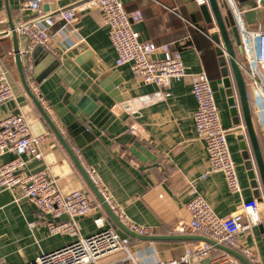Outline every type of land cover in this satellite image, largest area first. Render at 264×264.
I'll return each mask as SVG.
<instances>
[{
    "label": "crops",
    "instance_id": "obj_1",
    "mask_svg": "<svg viewBox=\"0 0 264 264\" xmlns=\"http://www.w3.org/2000/svg\"><path fill=\"white\" fill-rule=\"evenodd\" d=\"M20 1L0 0V13L4 14V19L0 22V55L10 74L13 90V99L0 106V118L10 112L23 115L31 134L41 138L39 150L42 154L40 160L27 158L25 172L30 174L47 170L56 181L60 192L68 194L87 186L21 85L14 48H18L23 63L24 57L21 54L27 52L34 61L32 53L39 46L31 48L23 33L16 32V38L13 39L9 32L10 20L15 28L25 23L19 15L23 9ZM87 1L89 0L44 1L38 18L65 10H71L74 18L65 29H60L58 22L50 29L51 41L49 49L46 50L55 57L57 64L45 77L43 76L48 67H42L41 72L34 77L33 65L35 90L31 85L29 87L58 129L63 132H66V127L75 120L63 104L66 96L69 104L74 105L86 97L92 103L108 110L109 114L101 119L99 124L105 129L101 131L91 127L89 130L95 138L86 142L81 149L75 148L73 141L68 138L82 166L96 176L99 188L121 209L130 222L147 228V236L160 237L190 236L178 234L175 230L190 220L186 205L192 197L191 183L219 218L238 214L244 203L264 197L257 173L256 184L247 176L245 161L237 140L238 134L241 133L236 130L229 132L227 143L236 167L240 192H231L220 173H212L200 179L207 169V153L204 143L195 135L192 114L196 104L191 94L189 77L171 82L167 88L170 95L161 98L158 95L160 90L155 86L143 84L132 74L129 66L117 67L116 53L109 42L107 28L101 22L99 10L79 9ZM121 2L127 12H141L143 19L133 25V29L139 32L143 39L155 46L168 45L172 50H179L188 75L206 73L222 127L230 130L243 125L242 118L239 125H236L234 118L229 114L226 89L218 64L219 56L208 36L216 32L217 28L214 24L205 22L193 0ZM236 3L242 10L243 7H252L239 0H236ZM220 10L222 15H225L227 10ZM263 14L264 10L257 12V21L263 23ZM57 15L53 16L54 20ZM34 19L35 17H29L28 21ZM200 37H205L212 44L214 56L205 54ZM80 45L83 48L77 55H67L69 50ZM9 52L12 53L11 56L8 55ZM238 57L237 61L241 62V54L238 53ZM115 85V90L111 91ZM232 87L236 91L234 84ZM246 91L264 162V137L253 111L251 93L247 85ZM110 94H113V97H110ZM152 97L154 99L151 100ZM108 116H112L114 120L108 122ZM123 135L132 138L119 141ZM130 141L138 142L147 152L148 156L144 162L129 151ZM249 153L251 154L250 150ZM11 158L10 154L0 156V163ZM261 209L264 217V204H261ZM102 215L113 224L102 207L94 209L89 215L76 220L79 236L88 237L94 234L97 231L94 220ZM31 222L35 224L32 229L28 227ZM48 222H52L48 215L30 203L17 189H0V264H28L42 254L50 253L73 241L69 236L49 235ZM258 227L240 234L239 242L255 252L257 264H264V231L261 232ZM118 232L130 238L132 254L143 263H150L155 259L178 258L186 249L199 243L144 242L119 230ZM222 253L224 252L215 249L208 256L190 264H213ZM122 257L116 255L101 264H129L123 262Z\"/></svg>",
    "mask_w": 264,
    "mask_h": 264
},
{
    "label": "built area",
    "instance_id": "obj_2",
    "mask_svg": "<svg viewBox=\"0 0 264 264\" xmlns=\"http://www.w3.org/2000/svg\"><path fill=\"white\" fill-rule=\"evenodd\" d=\"M44 1L21 0L20 5L23 9L36 11L38 16ZM250 1L255 5L257 12L264 10L260 5L261 0ZM193 2L196 7L208 3L207 0H193ZM220 2L225 5V10L234 20L241 46L242 61L238 62L239 70L250 90L253 111L264 136V27L257 20L253 24H247L244 20V12L238 7L236 0H220ZM90 8H97L100 12L101 22L107 28L109 42L116 53L115 65L129 66L132 74L143 84L158 88L160 90L158 95L161 98H167L170 95L167 88L171 82L189 77L191 94L196 104L192 114L195 135L204 143L207 153V169L200 179L212 173H220L231 192H240L227 136L229 132H235V130L245 134V128L243 125L230 130L222 127L213 90L206 73L188 75L179 50H172L168 45L155 46L143 39L140 33L133 29V25L140 23L143 19L139 10L125 11L121 0H89L79 9L83 11ZM58 14H56V20L49 15L44 18L36 16L34 20L28 21V25L16 28V32L23 33L28 38L31 48L39 46L49 49L50 29L57 22L61 25L60 29H65L74 18L71 10ZM3 19L4 14L0 13V22ZM11 54V52L8 53L10 56ZM21 55L24 57L22 65L26 81L35 90L32 58L27 52ZM153 97L151 100L154 99ZM12 99L10 74L0 55V106ZM40 140V137L31 134L22 114L10 112L0 118V156L5 154L12 156L10 160L0 163V189H17L42 213L52 218L66 216L65 221L48 222L47 230L49 235L73 238L69 244L42 254L28 264H101L102 261L122 254L125 255L123 262L129 264H190L217 249L205 242H199L186 249L178 258L155 259L153 262L143 263L132 254L130 238L120 235L118 229L108 221L105 215L94 220L97 227L94 234L88 237L79 236L76 220L89 215L94 209H100L101 205L87 187L63 194L47 170L30 174L25 172L27 158L42 159L39 150ZM87 174L116 218L133 233L147 236L149 230L130 222L121 209L99 188L96 176L91 171ZM193 185L191 183V200L186 205L190 220L178 226L175 231L178 234L207 238L217 245L240 253L250 264H257L255 252L239 242V235L248 233L263 223L261 204H264V197L244 203L238 214L229 218H219L205 199L196 192ZM34 226V222L28 224L30 229ZM213 264H239V262L229 254L222 253Z\"/></svg>",
    "mask_w": 264,
    "mask_h": 264
},
{
    "label": "water",
    "instance_id": "obj_3",
    "mask_svg": "<svg viewBox=\"0 0 264 264\" xmlns=\"http://www.w3.org/2000/svg\"><path fill=\"white\" fill-rule=\"evenodd\" d=\"M207 1H208L207 5H203L199 7V9L205 22L207 24H214L217 28L216 32H212L208 36L211 42L215 45L216 54L219 56L218 64L220 66L222 83L224 88L226 89L227 106L229 108V114L234 118V122L236 125H239L240 118H242L243 126L245 128V134H238L237 136V140L239 141V147L242 151V158L245 161L244 167L247 171L248 178L252 182H254V184H256L257 181L256 180V173H257L264 194V162L259 149L257 135L255 133L252 123L251 113L247 100V93H246L247 91H246L244 77L239 70L238 61L236 59V54H235V50H237V52L241 54L239 36L232 21V18L230 16V13L228 11L225 12V15H222L221 13L220 8L225 9V5L222 4L220 0H207ZM239 1L241 3L245 2V4L248 3L249 5L252 6L253 9H255V5L253 4L252 1L251 2L248 0H239ZM260 5L261 7L264 8V0H261ZM254 12L255 10L253 11V13ZM58 13L59 12H52V14H49V17L54 16ZM19 15L21 19L25 22L24 24L18 25V27L21 28L25 25H28V22L26 21L29 20V17L32 18L36 17L37 12L34 10L21 9ZM245 20L248 24H253L256 22L254 20V17L252 19L250 18L248 19L246 17ZM8 27L11 36L13 37V39H15L16 38L15 36L17 34L15 28L16 26L11 20L8 23ZM82 48L83 46L81 45L72 48L71 50L68 51L67 55L73 57L77 55L82 50ZM13 53H14L17 71L19 74V79L25 93L33 102L39 114L41 115V117L43 118L49 129L51 130L52 134L54 135L56 140L59 142V144L61 145V147L63 148V150L65 151L71 162L73 163L74 167L82 177L89 191L92 193L96 201L101 205V207L104 209L105 213L107 214L111 222L115 225V227L119 231H121L123 234L131 238L144 242H154V241L205 242L223 251L224 253L234 257L241 264H250L248 260L240 253L228 247L217 245L213 241L201 236H192V235L190 236L172 235L166 237L142 236L128 230L116 218V216L111 211L107 203L104 201L99 190L91 181L85 168L78 160L72 146L68 142L69 141L68 138H70L71 141H73L74 147L77 149H81L86 142L94 139L95 136L90 132L89 129L91 127H95L98 130L101 131L104 130L105 127L99 124L101 119H103L107 114H109L108 110H106L102 106H98L97 104L92 103L86 97L81 98L76 104L72 105L69 104L66 96L65 99L63 100V104L66 105L67 109L70 111V113L72 114L75 120L66 127V132L59 130L58 127L55 125V123L52 121L51 117L44 110L43 106L38 101L36 96L33 94L31 88L29 87L23 72L22 60L17 47L14 48ZM32 57L34 58L33 65L35 67L34 77H37V75L41 72L42 67H48L43 77L49 75L55 69V66L57 64L55 62V57L52 56V54L43 47H37L32 53ZM76 62H78V60H76ZM232 84H234L236 91L233 90ZM116 86L117 85H115L111 91H114ZM110 97H113V94H110ZM107 119L106 120L108 122L114 120L112 116H108ZM120 138L121 139L119 141L123 140V138L124 140L125 138H130L129 140H131L132 137L128 135L127 136L123 135ZM130 143H131V148H129V151L132 154H134V156L137 157L141 162H144L145 161L144 159L147 158L148 156L147 152L140 146L138 142L130 141ZM249 150L251 154L249 153ZM48 218L54 222L60 220L61 221L67 220L66 216H62L58 219L51 218L50 216H48ZM258 228L261 232H263L264 222L260 224Z\"/></svg>",
    "mask_w": 264,
    "mask_h": 264
},
{
    "label": "trees",
    "instance_id": "obj_4",
    "mask_svg": "<svg viewBox=\"0 0 264 264\" xmlns=\"http://www.w3.org/2000/svg\"><path fill=\"white\" fill-rule=\"evenodd\" d=\"M201 39V42L203 44V47H204V52L207 56H214L213 54V47H212V44L205 38V37H200ZM235 54H236V57H238V52L237 50H235ZM240 56V55H239ZM239 58V57H238ZM215 63V59H214V62L213 64Z\"/></svg>",
    "mask_w": 264,
    "mask_h": 264
},
{
    "label": "rangeland",
    "instance_id": "obj_5",
    "mask_svg": "<svg viewBox=\"0 0 264 264\" xmlns=\"http://www.w3.org/2000/svg\"><path fill=\"white\" fill-rule=\"evenodd\" d=\"M255 9H253L252 7H250V8H246V7H243V12H244V20L246 19V17L249 19H252L253 17H254V20L256 21L257 20V11L255 10V12L253 13V11H254ZM264 15V14H263ZM230 16H231V18H232V15L230 14ZM264 17V16H263ZM232 21H234L233 20V18H232ZM245 22H246V20H245ZM247 23V22H246ZM248 24V23H247ZM263 27H264V20H263ZM262 137H264V136H262ZM119 256H125L124 254H122V255H119ZM122 257V258H123Z\"/></svg>",
    "mask_w": 264,
    "mask_h": 264
}]
</instances>
